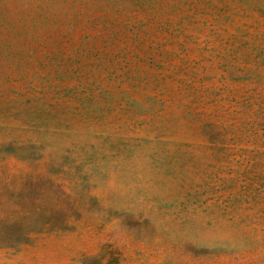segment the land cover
<instances>
[{"label": "rangeland", "instance_id": "rangeland-1", "mask_svg": "<svg viewBox=\"0 0 264 264\" xmlns=\"http://www.w3.org/2000/svg\"><path fill=\"white\" fill-rule=\"evenodd\" d=\"M0 264H264V0H0Z\"/></svg>", "mask_w": 264, "mask_h": 264}]
</instances>
